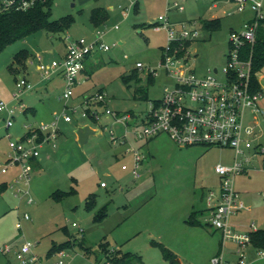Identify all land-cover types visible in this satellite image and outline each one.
<instances>
[{"label": "rangeland", "instance_id": "374dc122", "mask_svg": "<svg viewBox=\"0 0 264 264\" xmlns=\"http://www.w3.org/2000/svg\"><path fill=\"white\" fill-rule=\"evenodd\" d=\"M176 1L53 0L52 20L72 18L65 32L40 31L0 52V102L17 105L13 101L16 77L17 80L25 77L34 87L22 96V101L28 109L35 110V115L18 110L8 130L5 113L0 112V165L5 164L11 153L9 141L25 134L24 125L37 127L50 122L62 116L68 107L80 106L84 97L100 89L107 99L104 105L89 107L100 114L98 120L81 117L80 110L88 107H79L76 112L69 110L74 119L70 123L61 122L56 147L52 144L41 147V164L32 169L33 203L20 202L10 188L0 192V264H17L18 248L27 241L35 245L33 252L42 259V264H56L61 259L65 264H107L100 248L103 242L112 251L140 257L134 264H139V259L144 264H211L213 256L221 252L222 233L208 223L207 194L209 190L218 192L221 179L215 168L219 164L231 165L234 150L221 147L207 150L199 145L180 147L165 133L149 140H137L134 126L125 124L134 114H139V120L145 119L150 101L161 99L164 89L174 84V79L160 66L168 47L167 32L155 31L152 24L159 16H165ZM178 1L185 10H172L170 21H197L203 27L190 49L188 60L192 70L200 77L206 76L209 70L222 71L225 56L230 52L231 33H240L244 24L255 18V13L249 7L237 11L229 0ZM136 2H139L138 12L134 11ZM108 4L113 6V9L107 8L109 20L96 27L91 21L92 10ZM212 18H220L218 30L205 28L204 22ZM98 30L111 50L99 57V63L95 60L90 63L91 77L82 76L85 82L75 86L74 95L67 103L61 99L66 83L60 74L44 82L32 65L24 72L34 56L41 55L45 64L61 61L67 45L81 39L90 44L96 41ZM21 50H27L29 57L25 68L16 75L10 67ZM137 62L143 63L144 70L136 67ZM146 68L158 72L152 82ZM132 71L138 72L140 81L127 84L122 76ZM260 74L264 76V68ZM107 107L120 117L131 114L132 118L125 123L116 121L107 114ZM257 116L262 122V114ZM86 125L99 133L90 135L82 148L76 130ZM112 131L118 140L116 144L111 139ZM7 132L11 139L6 136ZM135 149L141 153L142 160L138 176L133 173ZM253 165L235 181V189L246 208L233 215L230 223L241 233L253 231V224L257 229H264L262 157L253 159ZM14 172L17 169L11 167L7 174L0 175V185L11 183ZM104 208L106 216L96 220ZM194 210L199 212L200 224L187 222ZM25 213L30 220H23ZM19 221L21 229L17 227ZM82 239L89 253L73 246L74 240ZM69 240L71 244L65 248L64 257L59 252L49 255L54 245ZM6 245L12 246L10 254L1 252ZM162 245L173 251L175 262L165 256ZM232 247V243H227L226 255L235 260ZM245 254L250 259L247 251Z\"/></svg>", "mask_w": 264, "mask_h": 264}, {"label": "built area", "instance_id": "2783aa9c", "mask_svg": "<svg viewBox=\"0 0 264 264\" xmlns=\"http://www.w3.org/2000/svg\"><path fill=\"white\" fill-rule=\"evenodd\" d=\"M37 1L0 0V13L13 7L28 10ZM229 1L235 3L237 11H245L249 7L255 13V18L246 22L240 33L237 31L231 33L230 52L225 56L226 64L223 70L217 69V72L209 70L204 77L198 76L192 70L188 60L190 49L198 41L200 30L203 27L197 21L172 22L169 18V11L173 8L183 12L185 10L183 4L177 0L173 7L167 10L165 16H159L152 24L155 31L165 30L167 32L168 47L160 66L166 70L167 75L174 79V84L164 89L162 98L157 100L158 104L156 100L150 101V109L145 119L139 120L138 114L132 126L136 129L134 130L137 140H149L165 133L180 147L199 145L234 150V160L231 165L219 164L215 168L221 179L218 192L209 190L207 194V206L210 212L208 223L222 233L221 252L211 259V264H263L261 262L264 261V249L254 247L251 243L250 232L237 231L231 225L230 218L246 208L235 189L236 178L251 170L254 167L253 159L257 157H262L264 166L263 132L255 121L257 114L261 111L260 100L264 94L262 90L253 89V56L245 52L248 47L253 51L257 43L258 30L264 20V0ZM110 50L111 47L102 41V31L98 30L96 41L90 44L81 39L67 45L61 61L45 64L42 56L36 55L28 63L37 66L42 81L50 80L57 73L62 74L66 89L61 99L67 103L74 95L75 86L86 80L82 76L86 75L84 69L87 59L94 53ZM127 57L125 55V58ZM136 67L144 70L141 62H138ZM146 69L148 75L153 77L158 75L156 69ZM33 87L27 78L20 77L16 80L17 90L13 93V101L17 105L0 102V112L5 113L7 130L14 124L15 113L18 110L23 113L27 110L22 96ZM106 103L105 93L99 90L94 95L84 97L80 106L68 107V111L76 112L80 110L79 107H88L80 110L81 117L91 116L98 120L100 114L97 110L91 111L89 107L93 104L104 105ZM68 111L37 127L24 125L23 137L9 141L11 153L7 156L5 164L0 165V175L7 174L11 167L17 169L9 188L20 202L29 204L34 202L30 190L33 169L31 163L33 160H39L40 149L43 145L52 144L56 147L61 133V122L70 123L74 119ZM106 112L122 123L132 118L131 114L120 117L119 113L111 111L108 107ZM125 124L132 127L129 122ZM6 136L9 139L12 138L9 132ZM111 139L114 144L118 143L113 131ZM133 156V173L138 176L142 161L141 153L135 149ZM126 168L124 165L123 169ZM102 187H106V184L102 183ZM23 220H30V216L25 213ZM73 225L77 226L76 223ZM17 227L22 228L21 221L17 223ZM252 227L253 231L258 230L255 224ZM229 242L233 245L231 252L236 256L235 260H231L232 257L226 255ZM34 246L29 241L20 245L16 253L17 264H42V259L33 252ZM245 251L248 252L250 259L247 258ZM1 252L10 254L12 246L6 245ZM65 253L64 250L59 251L60 257H64ZM56 264L65 263L61 259Z\"/></svg>", "mask_w": 264, "mask_h": 264}, {"label": "trees", "instance_id": "16d2710c", "mask_svg": "<svg viewBox=\"0 0 264 264\" xmlns=\"http://www.w3.org/2000/svg\"><path fill=\"white\" fill-rule=\"evenodd\" d=\"M52 4L53 0H38L36 4L28 10H19L15 7L1 12L0 13V52L5 50L7 47L12 44L23 40L32 34H35L40 31H45L51 34L63 33L70 26L72 18L64 17L60 20H52ZM109 19V12L103 7H96L92 10L91 21L96 26L99 27L107 22ZM205 28L209 30H218L221 27V21L219 19L206 20L204 22ZM246 54L253 56V89L262 90V87L258 80V73L264 68V20L261 22V25L257 34V43L251 51V48L246 49ZM184 53V51H183ZM182 53V54H183ZM29 57V52L27 50H21L14 56V64L11 65L10 69L13 73L18 75L21 73V70L25 68V62ZM15 65V66H14ZM84 72H87V68L84 69ZM125 83H129L132 80H135L137 83L140 81L137 71H132L129 75L122 76ZM155 77L149 75L150 82L153 81ZM17 80V77H16ZM102 91V90H101ZM158 100V99H157ZM156 100L158 104L159 101ZM27 111V110H26ZM25 111V112H26ZM8 184L4 183L0 185V192L6 190ZM91 202L89 201V208ZM197 213L195 212L187 222L195 225L200 224L196 217ZM106 216L105 208L102 212L96 215V220H101ZM210 225V224H209ZM251 243L254 247L258 249H264V229H258L257 231H250ZM71 244V241L64 242L60 245H54L49 251V255H53L56 252L65 250L68 245ZM73 246H80L87 253H89V248L86 247L85 241L74 240ZM100 248L103 253L106 255L107 264H134L133 262L140 258L135 254L130 252H121V251H112L108 247V243H101ZM162 250L164 251L165 256L170 259L172 262L176 261V255L162 245ZM139 264H144L141 259L138 261Z\"/></svg>", "mask_w": 264, "mask_h": 264}, {"label": "crops", "instance_id": "0c3cea01", "mask_svg": "<svg viewBox=\"0 0 264 264\" xmlns=\"http://www.w3.org/2000/svg\"><path fill=\"white\" fill-rule=\"evenodd\" d=\"M97 1H99V0H97ZM215 1H217V3H218V1H220V0H215ZM231 2V1H230ZM233 3V2H232ZM231 3V4H232ZM234 5H235V3H233ZM104 9H106L107 10V8L108 9H113V6H110V4H108V6L107 7H105V6H102ZM214 7H216V4H214ZM172 10H174V11H177L176 9H171L170 11H169V15H170V13H171V11ZM108 11V10H107ZM134 11L135 12H138L139 11V2H136L135 3V5H134ZM177 12H179V11H177ZM232 15V14H231ZM169 18H170V16H169ZM212 19H219L220 20V18H212ZM109 20V19H108ZM107 20V21H108ZM221 21V20H220ZM107 23V22H106ZM105 24V23H104ZM103 24V25H104ZM102 26V25H101ZM65 52H66V50L64 51V53H63V56L65 55ZM103 53H105V52H97V53H94L93 55H91L88 59H87V61H86V68H87V72L85 73L86 75H87V77H91V74H90V72H89V65H90V63L91 62H93L94 60L96 61V63H99L100 62V59H99V57L100 56H102V54ZM31 56H33V55H31ZM63 56H62V58H63ZM125 57V56H124ZM129 57H127L126 59H128ZM138 63V62H137ZM136 63V64H137ZM29 67H31V66H29V63L27 62V66H26V71H24V72H28V70H29ZM32 67L33 68H35L36 69V71L38 72V74H39V71H38V68H37V66H35V65H32ZM261 73V72H260ZM260 73H258V80H259V83H260V85H261V87H262V91H263V94H264V85H263V79H264V76H262L261 77V75L262 74H260ZM57 74H60V73H57ZM57 74H55V75H57ZM61 75V77H63L62 76V74H60ZM53 78V77H52ZM51 78V79H52ZM50 79V80H51ZM89 79V78H88ZM50 80H47V81H50ZM47 81H44V82H47ZM101 90V89H100ZM85 92V91H84ZM260 109H261V111H260V113L262 114V122L260 121V119H258V116H257V120H255L261 127H262V132H263V136H262V140H264V96L262 97V99H261V101H260ZM26 112H31L33 115H35V110H34V108H30V109H28L27 108V111ZM26 112H24L25 114H26ZM260 113H258V114H260ZM206 147V146H205ZM208 148H211V147H207V150H209ZM230 149V148H229ZM40 161H41V159H39V160H33L32 161V163H31V165H32V168H36V167H38V165H40L41 163H40ZM16 172V171H15ZM14 172V174H13V176H12V180H13V178L15 177V175H16V173ZM249 172V171H248ZM247 172V173H248ZM7 184H8V188H9V184L10 183H8V182H6ZM204 198V197H203ZM206 199V198H205ZM207 207V206H206ZM192 209V208H191ZM207 211H209V209H208V207H207ZM197 213V215H196V217H197V219H198V214H199V212L198 211H192V213ZM186 213H187V211H186ZM202 213V212H201ZM210 213V212H209ZM210 215V214H209ZM188 220V219H187ZM198 221H199V219H198ZM214 257V256H213Z\"/></svg>", "mask_w": 264, "mask_h": 264}, {"label": "water", "instance_id": "95a60500", "mask_svg": "<svg viewBox=\"0 0 264 264\" xmlns=\"http://www.w3.org/2000/svg\"><path fill=\"white\" fill-rule=\"evenodd\" d=\"M215 72H217V69H214ZM138 117V114H134V118L131 119V121H129L130 125H134V123L136 122ZM99 131L98 130H94L91 126L86 125L83 127H79L76 130V134L78 136V143L80 144V146L83 148L84 145L88 142V139L90 137V135H95L98 134Z\"/></svg>", "mask_w": 264, "mask_h": 264}]
</instances>
